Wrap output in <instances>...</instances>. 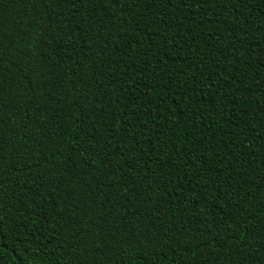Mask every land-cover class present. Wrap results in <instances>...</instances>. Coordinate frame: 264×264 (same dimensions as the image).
Instances as JSON below:
<instances>
[{"label":"trees","instance_id":"16d2710c","mask_svg":"<svg viewBox=\"0 0 264 264\" xmlns=\"http://www.w3.org/2000/svg\"><path fill=\"white\" fill-rule=\"evenodd\" d=\"M0 264H264V0H0Z\"/></svg>","mask_w":264,"mask_h":264}]
</instances>
